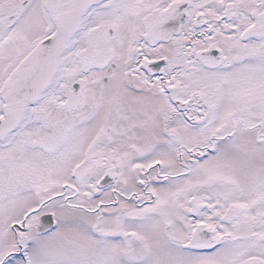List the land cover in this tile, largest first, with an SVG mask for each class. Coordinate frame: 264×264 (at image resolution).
<instances>
[{
	"label": "snow or ice",
	"instance_id": "obj_1",
	"mask_svg": "<svg viewBox=\"0 0 264 264\" xmlns=\"http://www.w3.org/2000/svg\"><path fill=\"white\" fill-rule=\"evenodd\" d=\"M0 264H264V0H0Z\"/></svg>",
	"mask_w": 264,
	"mask_h": 264
}]
</instances>
